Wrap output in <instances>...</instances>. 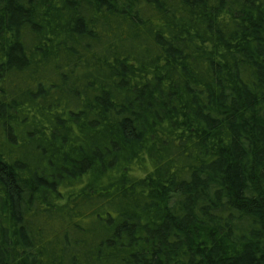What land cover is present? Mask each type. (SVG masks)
<instances>
[{
	"label": "trees",
	"instance_id": "trees-1",
	"mask_svg": "<svg viewBox=\"0 0 264 264\" xmlns=\"http://www.w3.org/2000/svg\"><path fill=\"white\" fill-rule=\"evenodd\" d=\"M0 264H264V0H0Z\"/></svg>",
	"mask_w": 264,
	"mask_h": 264
}]
</instances>
